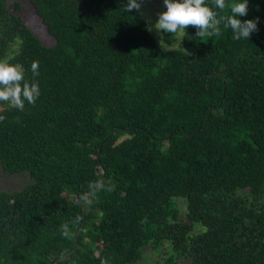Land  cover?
Here are the masks:
<instances>
[{
	"label": "trees",
	"instance_id": "1",
	"mask_svg": "<svg viewBox=\"0 0 264 264\" xmlns=\"http://www.w3.org/2000/svg\"><path fill=\"white\" fill-rule=\"evenodd\" d=\"M126 3L0 0V59L29 80L38 61L41 90L0 102V170L32 178L0 190V264H142L148 245L160 264H264V0L239 17L259 18L249 40L188 26L164 49Z\"/></svg>",
	"mask_w": 264,
	"mask_h": 264
},
{
	"label": "clouds",
	"instance_id": "2",
	"mask_svg": "<svg viewBox=\"0 0 264 264\" xmlns=\"http://www.w3.org/2000/svg\"><path fill=\"white\" fill-rule=\"evenodd\" d=\"M145 2L146 0H127L123 9L127 13L135 11L143 15L142 8ZM248 3L249 0H238L230 5L227 0H163L166 11L158 13L155 23L156 30L162 34L160 46L164 49L167 45L163 39L164 33L171 36L180 32L186 33L188 26L196 28L197 37L219 36L223 27L231 30L233 40H249L251 34L258 31L259 18L239 19L240 16L247 15ZM226 7H230L228 14L224 12ZM25 73V67L19 62H13L12 57L0 59V102L5 103L10 109L24 111L26 102L34 106L41 95L36 79L39 76V62L33 61L31 64V80L26 78ZM5 119L6 117L0 114V122ZM88 187L89 193H82L75 201L77 204L81 206L91 204L90 197L104 189V181L98 180ZM80 219L81 217L77 216L75 223ZM61 235L65 238L71 236L69 223L61 225ZM101 264H109L108 259H101Z\"/></svg>",
	"mask_w": 264,
	"mask_h": 264
},
{
	"label": "rangeland",
	"instance_id": "3",
	"mask_svg": "<svg viewBox=\"0 0 264 264\" xmlns=\"http://www.w3.org/2000/svg\"><path fill=\"white\" fill-rule=\"evenodd\" d=\"M25 16H26V23L31 27L34 33H36L40 39H42L46 44L52 43V37L50 38L46 32L45 26L42 24L41 20L35 15L33 10L25 6ZM166 11V7L163 4V0H146L143 5L142 17L145 19L148 29L155 39V41L160 45L159 41L161 39V32H158L155 28V23L158 19V13ZM185 32L177 33V35L172 36V43H167L165 48H179L181 47V40L183 34ZM52 39V40H51ZM164 39V34H163ZM165 40V39H164ZM32 182V178L29 176L28 173H20L15 175H10L4 173L0 170V190H18L22 186L27 185ZM174 200L180 205V209L182 210L181 214L184 211V199L180 197L174 198ZM183 213V214H184ZM181 217H183L181 215ZM162 261L161 252L156 251L151 247V245L146 246L143 248V257L141 260L142 264H160Z\"/></svg>",
	"mask_w": 264,
	"mask_h": 264
}]
</instances>
